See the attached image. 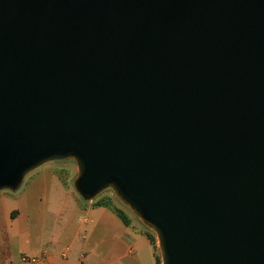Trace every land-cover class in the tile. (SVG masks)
Returning a JSON list of instances; mask_svg holds the SVG:
<instances>
[{
  "label": "water",
  "instance_id": "95a60500",
  "mask_svg": "<svg viewBox=\"0 0 264 264\" xmlns=\"http://www.w3.org/2000/svg\"><path fill=\"white\" fill-rule=\"evenodd\" d=\"M66 160L161 264H264V0H0V191Z\"/></svg>",
  "mask_w": 264,
  "mask_h": 264
},
{
  "label": "rangeland",
  "instance_id": "374dc122",
  "mask_svg": "<svg viewBox=\"0 0 264 264\" xmlns=\"http://www.w3.org/2000/svg\"><path fill=\"white\" fill-rule=\"evenodd\" d=\"M76 175L73 161L47 163L27 174L16 191H0V264H15L20 255H33L40 247L51 243H59L55 244L58 252L65 247L66 241L71 240L76 229L74 214L80 204L88 202L73 189ZM93 201H108L135 219L111 191L103 192ZM84 228L85 225H82L78 241L83 242ZM43 253L48 255V262L37 264H52L48 252ZM70 257L74 262L69 264H76V258H72L71 254L68 259ZM107 261L104 256H91L88 263L106 264Z\"/></svg>",
  "mask_w": 264,
  "mask_h": 264
},
{
  "label": "crops",
  "instance_id": "0c3cea01",
  "mask_svg": "<svg viewBox=\"0 0 264 264\" xmlns=\"http://www.w3.org/2000/svg\"><path fill=\"white\" fill-rule=\"evenodd\" d=\"M96 201H89L78 206L74 214L76 229L71 240L66 241L64 248L57 252L56 245L59 243H51L40 247L35 254L29 256L48 252L52 264L74 262L71 257L68 259L70 254L72 258H76V264H90L88 262L91 256H104L105 260H108L106 264H157L158 260L161 264L154 234L155 243L148 237L152 233L135 220L136 218L126 215L128 223L124 224L111 208L94 206ZM82 225H85L84 236L81 238L83 242L77 240L82 231ZM15 264H20L19 260Z\"/></svg>",
  "mask_w": 264,
  "mask_h": 264
},
{
  "label": "trees",
  "instance_id": "16d2710c",
  "mask_svg": "<svg viewBox=\"0 0 264 264\" xmlns=\"http://www.w3.org/2000/svg\"><path fill=\"white\" fill-rule=\"evenodd\" d=\"M94 206H96V207H100V206L109 207V208H111L116 213V215L122 220V222L124 224H127L128 223V219L126 217V214L124 212H122L121 210L115 208L113 206V204H111L110 202H108V201L95 202L94 203ZM148 237H149V239H150L151 242L155 243V237H154L153 234L148 235ZM157 264H160V260L157 261Z\"/></svg>",
  "mask_w": 264,
  "mask_h": 264
},
{
  "label": "built area",
  "instance_id": "2783aa9c",
  "mask_svg": "<svg viewBox=\"0 0 264 264\" xmlns=\"http://www.w3.org/2000/svg\"><path fill=\"white\" fill-rule=\"evenodd\" d=\"M19 262L21 264H37L40 262H48V255L46 253H42L39 256H29L22 254L19 257Z\"/></svg>",
  "mask_w": 264,
  "mask_h": 264
}]
</instances>
